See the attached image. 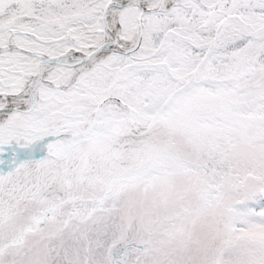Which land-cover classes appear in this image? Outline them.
I'll use <instances>...</instances> for the list:
<instances>
[{
	"label": "rangeland",
	"instance_id": "1",
	"mask_svg": "<svg viewBox=\"0 0 264 264\" xmlns=\"http://www.w3.org/2000/svg\"><path fill=\"white\" fill-rule=\"evenodd\" d=\"M40 1L0 0V29L28 30L41 40L66 32L65 37L42 42L20 34L17 45L58 54L69 48L85 52L100 41L98 15L107 0H71L77 4L66 13L33 9ZM191 4L179 0L169 13L146 15L138 48L129 56L110 52L83 69L71 87L42 89L40 98L56 93L19 120L0 122V144L21 150L35 142L29 151L34 155L42 136L85 129L94 107L108 95L127 103L133 125H142L190 78L225 14L239 15L247 31L264 24V0H217L209 12L187 10ZM138 11L135 4L121 8V38L136 32ZM64 14L76 19L65 24ZM217 35L194 82L170 99L162 110L168 116L147 131L129 137L125 111L108 102L85 135L46 140L41 153L48 155L18 160L0 148V170L10 168L0 173V264H125L118 261L125 250L128 264H264V202L253 195L246 206L228 209L242 198L245 181L264 183V29L241 41L230 17ZM36 61L23 51L0 55L4 65ZM70 71L57 65L47 78L66 82ZM201 114L232 119L237 127L205 122L192 127ZM112 120L121 122L116 125L121 134L109 131ZM165 145L171 150L160 152L161 161L176 173L164 169L148 182H136L132 175ZM208 158L229 167L217 184L212 168L206 170ZM190 161L195 162L188 167ZM116 177L131 180L120 184Z\"/></svg>",
	"mask_w": 264,
	"mask_h": 264
},
{
	"label": "water",
	"instance_id": "2",
	"mask_svg": "<svg viewBox=\"0 0 264 264\" xmlns=\"http://www.w3.org/2000/svg\"><path fill=\"white\" fill-rule=\"evenodd\" d=\"M114 0H107V2L102 6V9H101V15L99 17V19L101 20L102 22V31H100V33H102L103 35V30L104 29H107L111 32V44L110 45H107L105 46L104 44L102 43H98V44H91V46H89V48L84 52V55L82 57V61L81 62H67L64 57H63V52L62 53H58V54H46V53H41L37 50H31V49H28V48H25L23 46H14V47H11L10 45H5V46H2L0 47V50H12V49H17V50H20V51H23L25 53H28L32 56H35L37 57V61L34 65V69H35V75H36V78L33 80V82L31 83L32 84V87L30 89V92H29V96H28V103H27V106L24 108V109H21L19 108L18 106H2L0 107V112L2 111H7L8 109L10 110L11 108L12 109H16L17 111L21 112L22 114H26L28 113L31 108L35 105V103L39 100V86H41L42 84H49V85H52L54 87H57V88H67L66 86H64L63 84H60V83H54V82H49L44 76L47 75V73H49L54 67H56L57 65H65L67 66V68H70V69H74V68H77L79 67L82 63H84L91 55V52L94 50V49H101V50H106V54L110 53V52H118V53H122V54H130L131 52H133L134 50H136L138 48V45H139V42H140V39H141V33H142V29L144 27V25L140 22V20L138 19L139 17V13L142 12V8L139 4L135 3V2H131L129 4H125V5H133V4H137L139 6V11H138V14H137V22H136V34H135V38H134V41L133 43L130 45V47H128L127 49H120L117 45H118V42H119V29L117 28L115 30H112L110 28L109 25H107V23L105 22V10L107 8V6L113 2ZM192 1H195L199 6H201L203 9H210L212 8L217 0H215L213 3L211 4H205L202 0H192ZM175 3H171L170 5H167V7H160L159 4L157 5H154L153 7H146L143 11V12H146V14H151L152 12H155V11H163V10H167L171 5H173ZM124 5V6H125ZM233 16H236L237 18H239L241 20V23L239 22V24H237L238 26V31L241 35H244V36H250V35H253L255 34L257 31L261 30V28H264V25L262 26H259V27H256V28H253L251 31L249 32H246L244 29H243V20L241 19V17L239 15H236V14H231V13H227L225 14L217 23H216V26L214 27V31H213V36H212V43L211 45L209 46V48L206 50V52L201 56L200 60L198 61V63L195 65L194 69L192 70V74H191V82L190 84H181L179 85V87H175L168 95L167 97L162 101V103L157 107V109L153 112V114L151 115L150 117V120L148 122V124H146L145 128H148L153 122L154 120L156 119V117L159 115V112L160 110L162 109V107L169 101V99L173 96H175L177 93H179L180 91H182L185 87L191 85L194 80H195V73L196 71H198L199 67L201 66V64L203 63V61L207 58V56L212 52L213 50V47L215 46V42L217 41V32H218V28L222 25V23L224 21H226V19L230 18V17H233ZM34 38H36L37 40L39 41H42V42H47V41H51V40H57V39H61L63 38L62 37H56V38H51V39H48V40H41L37 37H35L34 35H32ZM102 38V37H101ZM43 59L48 60L50 62V66L48 67L47 69V72L43 75H40L39 74V69H40V66L43 62ZM86 69V68H85ZM82 72V70L80 71V73ZM79 73V74H80ZM79 76L75 77L74 78V81H72V84L71 86L76 82V80L78 79ZM70 86V87H71ZM69 88V87H68ZM24 89V88H23ZM20 93V92H19ZM22 94V93H21ZM116 102L117 104H119L121 107H123L128 113H129V116L131 117V111H130V107L125 103L123 102L120 98L116 97V96H107L105 98H103L102 100H100L97 105L94 107L93 111H92V118H91V121H90V124L88 125V127L84 130H81V131H77L76 133H68L70 136H80V135H84L87 131H89L96 123V118H97V114H98V111L99 109L106 103L108 102ZM132 122L129 121V127L131 126ZM144 129H141L140 131L138 132H133L131 131L134 135H138L140 133L143 132ZM49 137L51 138H62L63 139V136H62V133L61 132H58V133H55V134H49V135H44L42 136L40 139L42 140H46V139H50ZM40 140V141H41ZM35 144V142H32L30 143L28 146H26L25 148L23 149H11L5 145H2L0 144V147L5 149L11 156L13 157H17L18 160H24V159H32V158H35V157H39V156H42V155H48L49 153L48 152H42V153H39L38 155H29V151L31 149V147ZM20 150V151H19ZM10 168L8 167H5V168H2L0 170V173H3L5 172L6 170H8ZM243 190H244V193L247 195V196H251V195H259L260 199L264 201V183L260 181V179H248L247 181L244 182V185H243ZM236 205V204H235Z\"/></svg>",
	"mask_w": 264,
	"mask_h": 264
},
{
	"label": "flooded vegetation",
	"instance_id": "3",
	"mask_svg": "<svg viewBox=\"0 0 264 264\" xmlns=\"http://www.w3.org/2000/svg\"><path fill=\"white\" fill-rule=\"evenodd\" d=\"M72 1H74V0H72ZM15 4H18V6L20 5L18 2H14L12 5L14 6ZM74 3H71V0H57V1H53V0H41L40 2H38L37 4H35V5H33V9H35V8H41V9H43V8H45V7H50V8H54V9H57L60 13H66V12H68L69 11V9H71V8H73L77 3H75L74 5H73ZM25 5H27V4H25ZM18 6H16V7H18ZM78 6V5H77ZM16 7H15V9H16ZM79 8L81 7V6H78ZM26 8V7H25ZM100 13V12H99ZM39 14H43V13H39ZM64 22H65V24H67V22H70L72 19H76V18H74V15L73 16H70L69 14H64ZM72 17V18H71ZM100 16L98 15V18H99ZM63 22V23H64ZM58 23H61V22H58ZM50 24H56V23H50ZM64 25V24H63ZM5 29V30H4ZM4 29H0V36L4 33L5 34V41H4V43H0V46H5V45H7V41L8 40H12V42H14L15 43V41H16V39H17V35H20V34H24V35H28V30H24V31H22V29H18V28H16V27H12V26H8L7 28H4ZM66 33V32H65ZM64 33V34H65ZM63 34V35H64ZM62 35V34H61ZM62 35V36H63ZM28 36H32L31 35V33L28 35ZM65 36H63V38H64ZM34 38V37H33ZM35 39V38H34ZM18 44V43H17ZM16 43H15V46L17 45ZM17 46H22L21 44H19V45H17ZM16 51H20V50H17V49H12V50H0V55H2V54H4V52H16ZM122 56H129V54H126V55H124V54H122V53H120ZM119 67L121 68V67H123V65H119ZM35 71V69H34V65H25L24 67H22V66H18V65H16V64H14V65H4L3 63H0V95H4V96H7V95H11V96H15V95H17L18 94V92H21L22 91V86L24 85V73L26 74V73H33ZM61 78V77H60ZM47 80H48V78H46ZM49 80H51V81H49ZM49 82H54V83H56L57 81H58V79H57V81H55V79L54 78H49ZM228 83L229 82H224L222 85L223 86H227L228 85ZM112 84V83H111ZM52 87V88H55V89H61V88H57V87H54V86H52V85H49V84H42L41 86H39V93H38V95H40V92H41V90L42 89H44V88H48V87ZM62 89H64V88H62ZM8 93V94H7ZM55 91L54 90H52V91H50V93H48L46 96H44V97H42V98H40L39 97V100H44V101H46V100H49V99H51V98H53L54 97V95H55ZM15 94V95H14ZM108 96H112V95H108ZM113 96H116V95H113ZM117 97V96H116ZM119 98V97H118ZM121 99V98H120ZM165 99V98H164ZM163 99V100H164ZM170 99H172V97L170 98ZM170 99H169V101H170ZM38 100V101H39ZM122 100V99H121ZM162 100V101H163ZM37 101V102H38ZM123 101V100H122ZM162 101L160 102V104L162 103ZM169 101L162 107V109L160 110V112H159V115L156 117V119L154 120V122L148 127V128H150L153 124H155V123H158V122H161L162 120H165L164 118L165 117H167L168 115L166 114V115H162V110L168 105V103H169ZM36 102V103H37ZM124 102V101H123ZM35 103V104H36ZM115 105H117V106H120L119 104H117L116 102H113ZM127 104V103H126ZM159 104V105H160ZM7 104H4L3 102H0V107H2V106H6ZM128 105V104H127ZM158 105V106H159ZM129 106V105H128ZM158 106H156V108L153 110V112L157 109V107ZM121 107V106H120ZM130 107V106H129ZM33 108V107H32ZM32 108H31V110H32ZM121 109L123 110V111H125L124 112V115H123V121H125L126 122V126H125V130H126V133H127V135L129 136V137H131V136H134V134L131 132L132 130L130 129V127H129V121H131L132 123H133V117H134V113H133V111H132V109H131V107H130V111H131V117L129 116V113L123 108V107H121ZM30 110V111H31ZM29 111V112H30ZM28 112V113H29ZM153 112L149 115V117L146 119V121L144 122V130H143V132H145V131H147V129L148 128H145V126H146V124H148V122H149V120H150V117H151V115L153 114ZM28 113H26V114H22L21 112H19V111H17L16 109H10L8 112H7V115H6V118H5V120H3V121H9V122H13V121H17V120H19V117L20 116H23V115H27ZM97 116H98V114H97ZM112 121H114V120H112ZM199 122H201V123H204V124H206V126H208V127H214V126H218V127H223L224 125L225 126H227V127H230V126H232V127H237L236 126V122L235 121H233L232 119H231V121H230V119L229 120H225V119H218V118H214L213 117V115H211V116H209V118H207L206 116H202V114L201 115H199V119L197 120H195L194 121V126H192V127H196L197 125H198V123ZM217 123V124H215L214 125V123ZM115 123V124H114ZM119 123H121L120 121H118V120H115L114 122H113V124H111L110 126H111V128H109V131H111V132H113V134L114 135H118V134H121V131L120 130H117V128H116V125L117 124H119ZM204 124H202V125H204ZM231 124V125H230ZM107 127H109V126H107ZM131 130V131H130ZM239 131H241L240 129H239ZM123 132V131H122ZM142 132V133H143ZM167 150H171L170 149V147L169 146H167V145H165L162 149H159L158 151H155L154 152V157H153V160H152V162H150L147 166H146V168L143 170V171H141L140 173H138V174H135V175H132V178L137 182V181H139V180H142V181H146V182H148L149 180H151V179H153V178H155V177H157V176H159V174L162 172V170H164V169H168V170H171V168L172 167H174V166H171V164L170 163H168V164H165V163H163V161H161V157H162V154H161V156H160V152L162 151V153L163 152H165V151H167ZM159 156H160V158H159ZM195 162V161H194ZM194 162L192 163L191 161L190 162H186V165L188 166H190L191 164H194ZM165 164V165H164ZM213 164V163H212ZM188 166V167H189ZM218 166H219V168L222 166V168H224L225 169V173L224 174H222V175H217V174H220V169L219 170H215L214 169V167H212V172H211V174L210 175H213L212 176V183H214V184H217L218 182H219V179H222V177L223 176H227L228 174H229V167L228 166H226V165H224V164H220V163H218ZM127 168V172H130V169L128 168V167H126ZM186 168V167H185ZM193 168V167H192ZM173 173H176V171L177 170H175V169H172L171 170ZM129 180H131L129 177L128 178H126V177H116V180L114 181V182H120V184H122V183H125V181H129ZM110 185V187H111V185H112V183H110L109 184ZM145 185H146V183H145ZM244 185V184H243ZM243 185H242V198L240 197L238 200H236L232 205H230L229 207H228V209H234V208H240L241 206H244V205H246V203H249V202H251V200H252V198L253 197H255V196H247L245 193H244V190H243ZM110 189V188H109ZM105 194V192L103 191L102 192V195H104ZM113 196V195H112ZM112 196L111 195H108L106 198L108 199H111L112 198ZM115 196V195H114ZM105 198V199H106ZM244 201H247V202H244ZM244 202V204H242ZM237 205V207H233V205ZM124 252H126V255H125V257H122V258H119L118 259V261H122V262H124L125 264H128V251H124ZM122 253H123V250H122Z\"/></svg>",
	"mask_w": 264,
	"mask_h": 264
},
{
	"label": "bare ground",
	"instance_id": "4",
	"mask_svg": "<svg viewBox=\"0 0 264 264\" xmlns=\"http://www.w3.org/2000/svg\"><path fill=\"white\" fill-rule=\"evenodd\" d=\"M152 1L153 0H114L113 2H111L107 6V8L105 10V14H104L105 22L107 23V25L110 26V28L112 30L117 31L116 29L118 28L119 32H120V23L117 20L118 13L120 12L121 8L128 6V5H125V4H129L131 2H135V3L139 4L141 6V8H142V12L139 13L138 19L140 20V22L142 24H144L143 20H144L145 16L148 15V14H146V12H143V11H145L144 9L146 7L150 8V7L154 6V5H151ZM172 2L173 3H177V2H179V0H159L158 4L160 5V7L164 8V7H167V5H170ZM137 4H136V6H138ZM138 8H139V6H138ZM233 20L237 24H239V22L241 23V20L239 18H237L236 16H233ZM263 29L264 28H262L261 31ZM135 34H136V32L130 38H121L120 37V33H118L120 40H119L117 46L120 49H122V50L127 49L133 43L134 38H135ZM100 37H102V38L100 39V41L98 43H102L105 46L111 44V32L109 30L104 29L103 30V35H102V33H100ZM98 43H96V44H98ZM7 45H10L11 47H14L15 43L12 42V40H8L7 41ZM0 47H2V46H0ZM83 55H84V52L79 50V49H76V48H69L68 50L63 52V57H64V59L67 62H81L83 60L82 59ZM105 55H106V50L94 49L91 52L90 57L84 63H82L77 68L71 69V71H70L71 74L69 73L70 75L67 77L66 82H62L60 84H63L66 87H70L71 84H72V81H74V78L80 75L79 73H80L81 70L87 68L90 65H93L94 63H96L98 60H100ZM49 66H50V62L48 60L45 61V59H43V62H42L41 66H40V69H39V74L40 75L45 74L47 72V69H48ZM197 72L198 71H196V73H195L196 76L198 75ZM48 74L49 73H47V75ZM23 75H24V78H25L24 79L25 83L22 86V91L20 93L18 92L17 95L14 94L15 96L0 95V102H3L4 104H7L6 106H18L21 109H24L27 106V103H28V100H29L28 99L29 92H30V89L32 87L31 83L36 78V75H35V72L34 73H28V74L24 73ZM47 75L44 76V77L47 78ZM191 80H192V78L190 76L189 79L183 80L184 83H182V84L183 85L184 84H190ZM57 83H59V82H57ZM177 87H179V86H177ZM8 111H9V109L7 111L0 112V122L5 120ZM87 127H88V125L86 126V128ZM143 128H144V123L142 125H138V126H134L133 123L131 124V129H132L133 132H138V131H140ZM62 136H63V139L71 138V136L68 133H62ZM49 138L52 139L51 137H49ZM46 140H48V139H46ZM46 140L42 139L40 142L38 141L39 145L38 146L36 145L37 146L36 152H35L36 154H34V155H38L39 153H41V149H43V144H44V142Z\"/></svg>",
	"mask_w": 264,
	"mask_h": 264
},
{
	"label": "trees",
	"instance_id": "5",
	"mask_svg": "<svg viewBox=\"0 0 264 264\" xmlns=\"http://www.w3.org/2000/svg\"><path fill=\"white\" fill-rule=\"evenodd\" d=\"M192 9V8H197L199 11H202V12H209V11H211V10H206V9H203V8H201L196 2H193L190 6H188L186 9L187 10H189V9ZM169 11L170 10H167L166 12H162V11H155L154 13H155V15H161V14H166V13H169ZM170 27H172V26H170ZM249 39V36H242V37H240V40L241 41H244L245 39ZM124 55H126V54H124ZM213 163V164H212ZM214 167V169L217 171V170H219L220 169V174H217V175H222V174H224L225 173V169L224 168H222V166L219 168V166H218V163H215V161H213L211 158H208L207 160H206V162H205V167H206V170L208 169V168H212V167Z\"/></svg>",
	"mask_w": 264,
	"mask_h": 264
}]
</instances>
